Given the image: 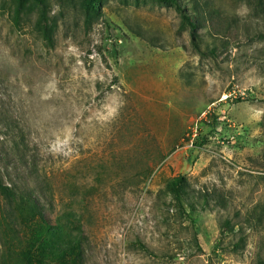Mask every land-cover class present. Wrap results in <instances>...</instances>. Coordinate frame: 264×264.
Masks as SVG:
<instances>
[{
    "label": "rangeland",
    "instance_id": "1",
    "mask_svg": "<svg viewBox=\"0 0 264 264\" xmlns=\"http://www.w3.org/2000/svg\"><path fill=\"white\" fill-rule=\"evenodd\" d=\"M99 2L0 0V150L18 120L68 223L31 262L0 195V264H264V0H179L195 36L174 5Z\"/></svg>",
    "mask_w": 264,
    "mask_h": 264
},
{
    "label": "trees",
    "instance_id": "2",
    "mask_svg": "<svg viewBox=\"0 0 264 264\" xmlns=\"http://www.w3.org/2000/svg\"><path fill=\"white\" fill-rule=\"evenodd\" d=\"M165 5H174L182 11L183 18L192 27V35H196V26L193 24L190 16L183 11L179 0H153ZM88 9L100 10L99 0H87ZM20 9L17 10L16 24H20ZM4 134L8 136L10 147L6 150H0V159L8 164L6 168L0 164V195L10 205L11 213L18 221L24 222L29 238L25 240L27 255L34 261V252L38 253L39 263H42V257L48 253L47 245L50 236L58 229L68 228V223L55 226L46 218L42 197L44 196V186L41 183V175L36 170L34 156L31 153L28 134L23 125L18 120L3 121ZM12 159V160H10ZM14 163L15 166H12ZM12 169V172L9 171ZM170 186L176 193L177 200L181 203L188 192V182L184 176L175 177L170 181ZM186 199H189L188 197ZM192 207H195L189 201ZM205 203H208L206 200ZM72 216H66V221L71 220ZM61 219H59V222ZM62 223V222H61ZM62 227V228H61ZM80 243L79 240L76 244ZM77 246V245H75ZM80 247V244H78Z\"/></svg>",
    "mask_w": 264,
    "mask_h": 264
},
{
    "label": "built area",
    "instance_id": "3",
    "mask_svg": "<svg viewBox=\"0 0 264 264\" xmlns=\"http://www.w3.org/2000/svg\"><path fill=\"white\" fill-rule=\"evenodd\" d=\"M239 90H237V88H233L232 89V91L229 93V94H227L226 96H225V100H227V99H229V98H232V97H236V96H238L239 95Z\"/></svg>",
    "mask_w": 264,
    "mask_h": 264
}]
</instances>
